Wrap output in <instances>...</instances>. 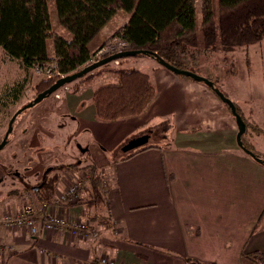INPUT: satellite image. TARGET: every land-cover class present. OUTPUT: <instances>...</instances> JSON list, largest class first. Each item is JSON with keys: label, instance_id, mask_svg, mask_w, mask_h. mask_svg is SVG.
<instances>
[{"label": "crops", "instance_id": "1", "mask_svg": "<svg viewBox=\"0 0 264 264\" xmlns=\"http://www.w3.org/2000/svg\"><path fill=\"white\" fill-rule=\"evenodd\" d=\"M148 75L158 94L140 116L97 120L92 97L99 86L88 84L77 93L64 89L60 99H49L40 109L43 103L37 105L22 121L20 131L23 139L30 136V155L35 156L24 167L30 172L21 174L33 183L47 168L65 165L75 147L69 138L71 148H57L54 142L41 148L38 135L55 136L50 130L55 117L72 123L68 128L74 130L81 157L95 163L97 157L105 159L111 171L105 214L110 222L92 223L98 236L88 239L43 228L32 235L27 228L0 227V264H100L102 258L117 264H242L248 253L264 255V163L239 146L238 125L228 107L203 83L159 63ZM165 122L169 130L163 146L150 144L155 147L123 160L120 149L148 130L162 135ZM256 137L247 134L245 141L264 156ZM75 178V173H61L57 193ZM15 188L24 189L0 188V214L36 205L33 194L30 200L9 196ZM47 211L71 221L88 220L83 205L60 204Z\"/></svg>", "mask_w": 264, "mask_h": 264}, {"label": "trees", "instance_id": "2", "mask_svg": "<svg viewBox=\"0 0 264 264\" xmlns=\"http://www.w3.org/2000/svg\"><path fill=\"white\" fill-rule=\"evenodd\" d=\"M50 1L0 0V47L4 53L27 71H36L37 68L44 72L53 70L52 76H46L37 83L35 98L62 77L78 73L114 54L95 59L98 51L92 52L89 44L119 11L128 13V21L99 48L119 39L123 51H141L142 54L136 56H147L158 63L162 60L169 66L198 75L204 56L208 58L218 50L230 53L264 40V0H219L217 5L214 0H200L201 22L197 0H54L59 23L72 34L71 40L53 31ZM49 40L52 41L53 55L49 53ZM98 69L78 79L82 86L99 74ZM109 72L116 74L117 82L99 86L92 97L97 120L116 122L140 116L156 99L157 88L147 73L132 68ZM208 79L214 82L212 78ZM214 85L216 87L215 82ZM26 86L25 78L7 87L0 95V107L15 105ZM73 92L77 93L78 89ZM8 100L15 103L10 104ZM237 110L247 126V133L242 137L243 146L263 161L264 156L245 141L247 134L261 133L260 129ZM162 127L163 131L169 129L167 122ZM152 147L155 146L149 144L134 150L124 155L123 160ZM63 171L78 174L82 183L78 191L79 200L72 206L83 205L86 209L84 217L91 223L109 224L105 210L109 208L110 188L96 163L88 156L77 163L49 168L41 181L33 186L25 185L23 190L12 189L9 196L18 195L30 200L28 196L33 194L36 203L51 205ZM242 264H264V255L259 251L248 253Z\"/></svg>", "mask_w": 264, "mask_h": 264}, {"label": "rangeland", "instance_id": "3", "mask_svg": "<svg viewBox=\"0 0 264 264\" xmlns=\"http://www.w3.org/2000/svg\"><path fill=\"white\" fill-rule=\"evenodd\" d=\"M218 1L219 0H214V4L217 5ZM197 7L199 22H201L200 0H197ZM49 9L52 18L53 31L64 36L67 40H71L72 34L63 28L59 23L54 0L49 2ZM128 18V13L125 11H119L116 16L108 23L107 30H105V32H101L89 44L90 50L92 52H96V50L99 51V47L103 45L108 36L110 37V34H108L110 33L109 30L112 31V33L115 32L119 27L128 21ZM48 49L50 55H53L51 40L48 41ZM203 60L204 61L198 72L203 77L212 78L216 84V87L221 92H223L228 98H233L238 102L235 103V101L231 99L247 119V121L255 125L256 128L260 129L261 133L259 132L255 134L256 136H259L255 138V143L256 148H258L259 151L261 150V152H264V40L257 44L251 45L248 48H240L230 53H225L218 50L211 53L208 58L204 56ZM155 63L157 64L158 62L147 56H130L122 58L118 61L111 62L106 67L99 68L100 70L98 69L99 71L97 72L99 74L95 76L97 78L90 81L88 84L90 86L92 85L93 87H96V85L101 86L117 82L116 74L114 72H109V70L132 68L147 74H151L152 67ZM25 78L27 79V86L23 95L18 101H16L17 103L15 105H10L8 108L0 107V143L1 139L5 137V134L9 128V123L13 116L20 109L34 100L37 94L35 89L37 83L43 78H46V75L38 73L35 70L27 71L21 67L17 61L10 60V58L0 47V95L4 94L7 87H11L15 83H18V81H21ZM88 84H85L84 87L88 86ZM81 86L82 82L77 80L73 83H70L66 87H62L55 94L40 102L39 104H43H41L38 109L43 107L45 101H49V99H60V94L64 93V89L68 91H74L76 88L78 89ZM216 97L218 96L216 95ZM8 102L10 104L15 103H11L10 100H8ZM35 107L27 109V111L21 114L20 117L15 121L13 125V131L8 140V144L4 149L0 150V165L7 167L6 170H3L0 166V174L1 172L4 173L2 174L3 179L0 180V188L11 189L18 186L25 187V185L31 183L34 184L31 179H25L21 174V172H30L24 167L26 164L30 163V160H32L31 158H34L35 155H30L32 150V148L28 146L30 136H26L23 139L22 132L20 131V125L24 119L28 118ZM243 111H245V113ZM55 119L57 120L56 122H53L52 129H50L55 134L54 137H48L45 139L46 137L44 138L42 134L38 135L37 139L40 141L41 148H44L45 146L50 147L55 143L57 148L65 150L64 146L66 148H71V145L73 144L75 147H73V150L70 151L71 156L64 164L67 165L78 162V159H81L82 157L80 154L78 155L80 149L77 148L78 140L75 137L74 130H72V128H68V126H72V123L67 118L64 119L55 117ZM15 126L16 128L14 129ZM168 130H162V135H159L158 132H154L152 135L153 131L148 130L146 135H149V144L163 146L167 142V136H164L163 134L167 133ZM249 134L253 135L254 133ZM69 138L70 141L68 140ZM67 143H71V145L67 146ZM119 155V153H115V156ZM122 156L124 157V155ZM120 158L116 157L117 160ZM105 163L106 161L103 157H97L96 167L103 174L105 183H107V179L111 178V171L106 169L104 166ZM61 173L62 172H60V174ZM75 179L76 181L73 183V185L79 183V179ZM35 204L39 205V203ZM107 211L108 210H105V214ZM95 222L97 225H102L101 223H97L98 221Z\"/></svg>", "mask_w": 264, "mask_h": 264}, {"label": "built area", "instance_id": "4", "mask_svg": "<svg viewBox=\"0 0 264 264\" xmlns=\"http://www.w3.org/2000/svg\"><path fill=\"white\" fill-rule=\"evenodd\" d=\"M123 44L121 40L114 39L107 45L100 48L96 52L94 58H99L107 54H115L123 51ZM38 73H45L46 76H52L53 70L48 69H36ZM79 179V183L72 184L65 191L56 194V197L51 205H32L28 204L22 207L17 213H4L0 214V227L5 229H18L27 228L32 235H36L41 228L51 232H64L71 237H80L84 239L96 238L98 236L96 228L89 220H76L71 221L52 212H48L47 209L54 205H66L72 206L79 200L78 191L82 186ZM100 264H117L116 261L108 258H102Z\"/></svg>", "mask_w": 264, "mask_h": 264}, {"label": "water", "instance_id": "5", "mask_svg": "<svg viewBox=\"0 0 264 264\" xmlns=\"http://www.w3.org/2000/svg\"><path fill=\"white\" fill-rule=\"evenodd\" d=\"M139 54H142V52L141 51H139V52L120 51V52H117L113 55H110L109 57H106V58H104L98 62H95L91 66L83 69L82 71H80L78 73H75V74L69 75V76H65V77H62L61 79H59L54 85H52L46 91L40 93L31 103H29L28 105H26L25 107L20 109L13 116V118L11 119V121L9 123V128L5 134V137H4L3 141L0 143V150L4 149L5 146L8 144V138L13 131V125H14L15 121L17 120V117L20 114H22L24 111H26L29 108L35 107L37 104L42 102L44 99L55 94L62 87H66L70 83L77 81L78 79H80L81 77H83L84 75H86L89 72H92V71H94L100 67H103L107 64H110L113 61H117L119 59L130 57V56H136ZM144 54H147V53H144ZM155 57H157V55H155ZM159 64L177 76H184V77L190 78L193 81L203 83L204 85H206L207 87L212 89L215 92V94L219 97V99L230 108L231 113L237 122L238 129H239L237 140H238L239 146L247 154H249L253 159H256V161H258V162L264 163V160L262 161V160L256 158L254 153L250 152L249 150H247L243 146L242 137H243V135H245L247 133L246 123H245L244 119L241 117V115L239 114L237 107H236V104L230 98H228L223 92H221L218 88H216L213 81L209 80L206 77L198 75L192 71L182 70V69H179V68H176L173 66H169L168 64H166L162 60L159 61ZM148 140H149V135H146L141 139L135 140V141L129 143L128 145L124 146L121 149L120 154L126 155V154H128L134 150H137L141 147H144L148 144V142H149Z\"/></svg>", "mask_w": 264, "mask_h": 264}, {"label": "flooded vegetation", "instance_id": "6", "mask_svg": "<svg viewBox=\"0 0 264 264\" xmlns=\"http://www.w3.org/2000/svg\"><path fill=\"white\" fill-rule=\"evenodd\" d=\"M18 118H19V116L17 117V119H18ZM81 153H82V152H81ZM81 153L79 152L78 155L80 154V156H81V155H82ZM79 161H80V159H78V162H79ZM75 163H77V162H75ZM67 165H68V164H67ZM60 166H65V165H58V166H52V167H60ZM52 167H49V168H52ZM49 168H47L46 170H48ZM3 170H4V169H3ZM46 170H45V171H46ZM45 171L42 173L41 177L36 181V183L42 180ZM63 172H66V171H63ZM63 172H62V173H63ZM21 173H22V172H21ZM67 173H68V172H67ZM69 173H72V172H69ZM22 175H23V174H22ZM60 175H61V174H60ZM23 176H24V175H23ZM4 177H5V175H4ZM24 178L27 179L25 176H24ZM2 179H3V177H2V178L0 177V180H2ZM36 183H34V184L31 183V184H27V185L33 186V185H35ZM24 189H25V187H24ZM32 191H33V190H32Z\"/></svg>", "mask_w": 264, "mask_h": 264}]
</instances>
